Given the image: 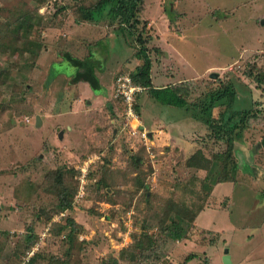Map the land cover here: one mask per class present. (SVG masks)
<instances>
[{
  "label": "rangeland",
  "instance_id": "obj_1",
  "mask_svg": "<svg viewBox=\"0 0 264 264\" xmlns=\"http://www.w3.org/2000/svg\"><path fill=\"white\" fill-rule=\"evenodd\" d=\"M98 2L0 0V264H22L32 250L55 258L32 264H223L225 249L232 264H264V86L249 75L264 72V0H144L137 27H125L120 34L117 21L110 25L108 9L103 19L80 21L78 8ZM25 15L35 26L30 46L23 37ZM96 41L106 44L110 69L118 68L121 52L130 58L136 45L148 44L156 77L152 83H173L194 103L187 111L163 106L178 112L172 116L182 126L178 136L183 146L160 133L167 131L162 120L143 145L119 117L121 103L112 99L113 89L108 94L115 107L109 112L119 120L118 136H112L108 122L101 126L98 121L97 134L88 143L69 141L64 129L77 118L59 114L65 107L57 102L68 101L77 91L65 84L72 77L71 65L57 63L56 56L73 50L68 44L81 53L85 46L80 44ZM46 49L50 57L43 53ZM135 62H126L118 74L134 72ZM118 74L111 76L112 82ZM225 89L233 98H225L222 107L219 102L207 108L217 91ZM139 98L140 122L149 130L158 106L147 94ZM85 106L84 100L78 114ZM245 111L257 116L234 143L236 174L217 183V156L228 144L214 138L210 121L223 117L224 123L234 112ZM103 113L110 116L105 107ZM132 155L142 159L141 174L133 170ZM68 168L74 176L65 183L74 182L78 190L73 210L59 212L51 180L55 170ZM101 178L104 182L98 184ZM173 206L197 214L191 228L188 220L175 228L186 239L171 241L158 229ZM41 208L47 217L38 214ZM67 219L73 222L71 242L66 239ZM143 231L156 243L140 255L134 245ZM188 257L192 260L186 261Z\"/></svg>",
  "mask_w": 264,
  "mask_h": 264
},
{
  "label": "trees",
  "instance_id": "obj_2",
  "mask_svg": "<svg viewBox=\"0 0 264 264\" xmlns=\"http://www.w3.org/2000/svg\"><path fill=\"white\" fill-rule=\"evenodd\" d=\"M144 0H99L98 4L94 6L93 8H78L79 11V19L80 21H85L89 23H93L98 21V19L101 17L103 19L104 16V10L108 9V15L111 23L118 22V27L116 28L117 33H123L125 31V27L128 28H136L139 20L137 19V16L139 14V6ZM107 17V16H106ZM25 18L22 23L26 25V32L23 33V37L27 38V44L30 46L33 42L32 40L28 41V39L32 36V33L34 31L35 26L33 23L29 20L28 16H24ZM113 21V22H112ZM20 24V23H18ZM22 25V24H21ZM22 27V26H21ZM24 27H22L23 30ZM21 30H19L20 32ZM131 30L129 29L128 35L130 36ZM22 35V34H21ZM35 35V34H34ZM142 37V34H137L136 41L140 40ZM145 41V40H144ZM141 42V41H140ZM146 42V41H145ZM142 43V42H141ZM35 44V42H34ZM39 44V43H36ZM146 44H138L136 45L135 54L134 57L141 61L142 64L138 67H136V70L134 72H130V75L132 77V80L135 84L140 85L143 87L144 91L142 93H139L135 97V110L139 114V105L137 103L139 97L143 93H148L152 99H154L155 102L158 104L165 106V107H171L176 109H184L192 110L194 107V103H190L186 99V92L184 89H182L179 86H168L161 89H155L152 86L151 83V59L149 57V51L148 48L145 47ZM138 46V47H137ZM40 48V47H39ZM64 59L68 61L72 66H77L78 72L76 75L77 80L83 79L84 81L88 82L90 87L92 89H95L98 85L97 79L92 76V74L89 73V68L87 65H85V60H79L76 58L71 57L70 54H65ZM85 65V67H84ZM252 71V70H250ZM254 72H250V76L253 75L254 82L257 86H264V72H258L253 74ZM209 96V92L204 94V97L202 99H205ZM217 98L215 101L210 102L208 101V107H216L219 106L217 103L221 102V105H224L225 98H228L230 100L233 98V92H230L228 90L224 91H217L216 95ZM211 99V98H210ZM215 104V105H214ZM230 105V101L228 103ZM122 109V105H121ZM189 112V111H188ZM207 112H211L210 116L212 114L211 109H208ZM256 114L252 113V111H245L241 113L234 112L232 115H230L227 120L224 123H221V120H223V117L218 118L217 120H211L210 129L213 131V135L215 139L220 141H225L228 146L224 153L217 156L218 164H219V170L220 177L217 179V183H226L228 182L237 171V166L235 165L234 161L232 160V149L234 147L235 142H240L242 139L243 132L247 130L248 125L250 121L254 118H256ZM121 118L123 120L122 114ZM229 121H233V126L228 127ZM136 137L140 139V142L144 145L145 141L141 135L140 132H135L134 134ZM142 147L144 148V146ZM146 145V144H145ZM145 149V148H144ZM147 149V148H146ZM145 152V150H144ZM131 165L133 167L134 172H137L138 174H141L139 172V167L142 164L141 157L137 155H132L131 157ZM74 169L68 168V169H62V170H55L53 175V180H51L54 183L55 189V196L57 198V202L54 206L55 210H58L59 212H65V211H72V200L73 196L77 193L78 186L71 182L65 183L66 179H73L74 176ZM230 175V177H229ZM139 176L136 178L138 179ZM104 180L101 178L97 183H103ZM43 208L38 210V214L42 215L44 218L48 215L43 212ZM186 212L185 208H182V210L179 208V206H173L171 209H168L167 214L165 215L164 219L161 221V225L158 227L160 231L165 235L167 239H170L171 241H178L182 239H186L187 236L183 235V230H176L175 228H179L180 222L187 221V226L189 228L192 227V222L196 218L197 214L195 212ZM36 218H38L36 214ZM167 223V224H166ZM68 228V232L66 234L67 241L71 242L72 240V229H73V222L71 220L67 219V225L65 226V229ZM61 229V226H60ZM175 229V230H174ZM180 229V228H179ZM146 230V228H145ZM34 235V234H33ZM27 240L29 243H31L32 237L27 236ZM154 237L152 234H149L146 231H143V233L136 237V245H134V250L136 252H139L140 255L144 253V251L151 252L152 247L155 246L156 241L154 240ZM147 242V245L143 247L144 243ZM155 242V243H154ZM29 248V247H28ZM150 248V249H149ZM31 249V248H30ZM53 261L55 259L54 257H50ZM38 259H46L42 253H36L33 257H31L28 264H32L34 262H37ZM51 259H46L47 261H50ZM192 260V257H188L186 261Z\"/></svg>",
  "mask_w": 264,
  "mask_h": 264
},
{
  "label": "crops",
  "instance_id": "obj_3",
  "mask_svg": "<svg viewBox=\"0 0 264 264\" xmlns=\"http://www.w3.org/2000/svg\"><path fill=\"white\" fill-rule=\"evenodd\" d=\"M45 35H47V34H45ZM97 42L98 41H96V44H80V46H82V47L85 46V48H82L81 53L80 52L76 53V51H75L76 49L73 48L75 46L73 44H68L69 46H71V48L73 50H71V49L63 50L59 54V56H56L57 59L55 60L57 63H64V62L69 63L68 61H66L64 59V55L65 54H70L71 56L76 55L77 57H75V58H77L79 60H83V61L85 60L86 61L85 65H87V67L89 68V70H90L89 73L92 74V76H94L97 79V83H98L97 87L95 89H92L88 82L84 81L83 79L77 80L76 75L78 72V68H77V66H74V65L72 66L69 63V65H71V70H72L71 76L72 77L66 78L65 84H67V86L66 85L65 86L68 89L73 88L77 92L74 95L69 96L68 101L62 98L61 100H59L57 102V104H59V105L62 104V106L65 107L64 109H62L61 111L58 112L59 114H63V113L66 114L67 113L65 117L71 115L72 117L77 118L76 121L70 120L68 123H71V124L69 126H66L65 129L63 128L64 132H65V130L69 131L68 138L72 144H74L73 143L74 141L78 142L79 140H81V142L88 143L89 139L92 138V136L94 134L95 135L97 134L95 123H98V121L101 123V126L105 122H108V124H109L108 130L111 129L112 136L113 137L118 136L117 126H118L119 120H117V118L115 117V115L113 113L109 112V110L111 109V106L114 108L115 105H114V101L111 100V98L109 97L108 92H111L110 90H112V88H113L114 82L111 81V79L113 77L112 75H116L119 72H121V70L125 69V66H126L125 63L127 62L130 64L132 58H133V60H135L134 53H133V57L128 58L130 55L126 57L127 54L125 52H121L118 55V57L120 56V59H121L120 62L118 63V68L117 69H110L106 65V61L111 60L110 53L105 55L106 54V52H105L106 44H99V43L97 44ZM125 45L129 46L128 44H125ZM146 47L148 48V44H146ZM85 50H86V52H85ZM43 53L45 55L48 54V56H49V50L48 49L44 50ZM118 57H115V58H117V60H118ZM124 57H126V58L123 60ZM149 57H150V55H149ZM40 58L46 59V56H42V57L40 56ZM150 59H152V58H150ZM60 61H62V62H60ZM42 62H44V61L41 60L38 63L39 64L41 63V65H42ZM139 62L140 61L136 59L135 70H136V67L138 65H140ZM85 65H84V67H85ZM152 65H151V76H150L151 83L153 82V79L156 78L155 76H153ZM50 66H51V64H50ZM131 71H133V70H131ZM48 72H49V69H48ZM172 84L173 83L155 85L152 83V86L155 89H161V88H165L168 86H170V87L174 86ZM48 87L50 89L53 88L52 85L48 86ZM42 88H44V87H42ZM144 94L148 95V97L153 101L152 103H154L158 106V110H159V111H157V116L152 115V121H151V124L149 126L150 127L149 130L145 128V126L142 124V122H140V124L142 125V129L145 130V132L148 134V138L153 139L154 133H157V131H159V130H157V126L160 124V122L162 120L163 124H164L163 127L166 126L167 131L164 132L163 130H161L160 133L165 135V139H167L169 143H172L174 145H178V144L180 145L181 144L183 146V144H182V142L178 136L179 132H180L179 129H181L182 126L180 123H178L179 120H176V117L172 116V114L176 115L178 112H176V113L171 112V110L164 108L165 106L163 107L162 105L155 102L154 99H152L148 93H143L142 95H144ZM49 98H50V96L48 97V99ZM84 100H85L86 106L81 109L83 112L81 114H78L80 112V110L78 111V109L81 108L80 104ZM47 103H50V101ZM104 107L108 110V113L110 114V116H107L105 114L106 112L102 114V110L104 109ZM142 107H143V105H142ZM144 109H146V108L144 107L143 110ZM45 110H48V106H47V109H45ZM178 110H180V109H178ZM182 110L184 111V109H182ZM48 112H51V111L49 110ZM165 114H168V115L165 116L164 118H162L161 116L165 115ZM103 115L105 116V119H104ZM158 115H160V117ZM177 116H179V114H177ZM37 117H39V116H37ZM119 117H121V115ZM115 118H116V120H115ZM153 121L155 124L153 123ZM146 123H148V122L146 121ZM160 128H161V126H160ZM168 130H169V132H168ZM85 131H88L89 133L87 134V132H85ZM63 133H62V135H63ZM83 134H84V136H83ZM62 135H61V137H62ZM98 142H99V140H98ZM36 253H37V250H35L34 255ZM42 260H46V259H42ZM52 262L53 261L50 260L48 263H52ZM46 264H47V262H46Z\"/></svg>",
  "mask_w": 264,
  "mask_h": 264
},
{
  "label": "built area",
  "instance_id": "obj_4",
  "mask_svg": "<svg viewBox=\"0 0 264 264\" xmlns=\"http://www.w3.org/2000/svg\"><path fill=\"white\" fill-rule=\"evenodd\" d=\"M112 89L113 100L119 101L122 105V117L126 121L125 125L129 129V133L134 135L137 131L141 133L143 138L148 139L145 130H141L140 117L134 108L135 97L144 91L143 87L135 84L129 73H121L116 77ZM132 123H135V126ZM87 166L88 164L85 163L84 167L80 169L83 177L87 173ZM34 253L35 250H32L22 264H28Z\"/></svg>",
  "mask_w": 264,
  "mask_h": 264
},
{
  "label": "water",
  "instance_id": "obj_5",
  "mask_svg": "<svg viewBox=\"0 0 264 264\" xmlns=\"http://www.w3.org/2000/svg\"><path fill=\"white\" fill-rule=\"evenodd\" d=\"M262 24H264V21L262 22ZM40 123H41L40 118L37 117L36 118V126H40ZM222 262H223V264H232L228 249L224 250V255H223V258H222Z\"/></svg>",
  "mask_w": 264,
  "mask_h": 264
}]
</instances>
